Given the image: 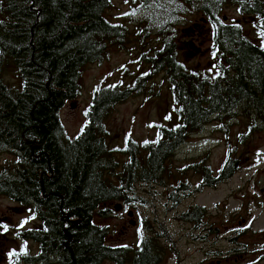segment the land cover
Instances as JSON below:
<instances>
[{"label":"trees","instance_id":"16d2710c","mask_svg":"<svg viewBox=\"0 0 264 264\" xmlns=\"http://www.w3.org/2000/svg\"><path fill=\"white\" fill-rule=\"evenodd\" d=\"M173 2L193 8L196 25L209 27L212 71L179 59L175 41L165 38L148 58L141 56L149 70L132 86L94 89L86 123L70 138L59 111L77 97L83 66L102 60L108 45L121 46L125 37L124 26L104 16L111 0H0V151L16 153L14 175L1 178L0 193L22 203L28 193L36 198L45 226L42 244L60 264H155L147 237L135 250L109 244L107 226L93 220L98 208L111 200L130 205L138 182L161 184L166 161L212 117L241 113L264 119V40L258 35L264 31V0ZM225 5L251 20L255 39L242 24L223 20ZM8 61L18 74L14 88L4 81ZM160 73L176 105L174 123L160 125L155 140L130 142L122 150L128 158L119 163L107 144L104 119ZM201 169L205 185H211L238 166L228 155L211 182L209 168ZM172 195L179 199L177 192Z\"/></svg>","mask_w":264,"mask_h":264},{"label":"rangeland","instance_id":"374dc122","mask_svg":"<svg viewBox=\"0 0 264 264\" xmlns=\"http://www.w3.org/2000/svg\"><path fill=\"white\" fill-rule=\"evenodd\" d=\"M104 16L109 22L124 26L125 37L121 46L108 45L102 60L83 66L77 97L66 101L59 111L70 138L77 136L86 123L94 89L132 86L139 75L149 70L141 56L148 58L165 38H173L179 59L188 65L209 72L214 67L209 27L196 25L191 7L182 9L173 0H111ZM220 16L226 22L242 24L247 35L256 38L251 20L233 5H225ZM17 75L14 65L6 62L5 83L17 87ZM145 83L143 90L113 106L104 119L107 144L119 163L128 158L122 150L130 142L143 145L155 140L160 125L174 123L176 105L162 73L149 77ZM228 155L238 169L227 179L205 185L201 167L209 168L211 182L218 177ZM12 158L5 154L1 161ZM165 167L161 184L136 183L135 199L130 205L111 200L98 208L93 220L107 226L109 244L135 250L147 237L152 249L159 252V264H264V119L241 113L212 117L201 129L190 133ZM173 192L179 194L175 202L168 200ZM117 204L120 207L115 209ZM8 206L13 204L0 198V208ZM195 206L204 208L202 222L216 230V234L208 232L206 243L199 238L194 241L196 225L180 217ZM10 212L14 223L28 215L13 209ZM201 232L204 231L197 234ZM214 243L218 254L211 255L207 252L213 251ZM204 246L207 248L202 249Z\"/></svg>","mask_w":264,"mask_h":264},{"label":"flooded vegetation","instance_id":"af4514ba","mask_svg":"<svg viewBox=\"0 0 264 264\" xmlns=\"http://www.w3.org/2000/svg\"><path fill=\"white\" fill-rule=\"evenodd\" d=\"M5 154H10L13 156V158L1 161L2 156ZM14 158H16V153L13 151V149H5L0 151V185H3L4 183H2L1 178H11L14 175ZM30 164L31 166L34 165L32 162ZM0 198H5L13 204V206H8L4 209L0 208V224L7 225V230L0 228V264H60L58 256L56 254H47L45 246L42 244V241L46 236L45 226L44 222L42 221V214L40 213L36 203V198L31 195V193H28V196H26V199L23 201V203L12 199L10 196L4 193H0ZM168 200L175 202L173 197L168 198ZM12 209L21 214L27 212L28 215L21 216L18 222L14 223V216L10 212ZM191 209L193 210L186 211V219L182 217L183 213L180 214V217L186 221L194 222V226L196 225L197 231L193 233V235L195 234L192 236L193 240L197 241V238H199L203 243H206L205 238L209 236L208 232L216 234V230H212L202 222L206 215L203 210L204 208L202 209L198 206H195ZM21 220H28V225L21 226ZM206 227L209 229L206 230ZM198 231L204 232L197 234ZM208 244L209 243L205 245ZM22 245H24L23 251L21 250ZM215 245L216 244L214 243L211 247L213 251L207 253H210L211 255L218 254V251L215 250ZM137 247H139V244ZM205 248H207V246H204L202 249ZM12 250H15L16 254L9 256L8 253ZM151 251L156 256L155 264H159V252L156 249H151ZM126 263L131 264L129 261H126Z\"/></svg>","mask_w":264,"mask_h":264},{"label":"snow or ice","instance_id":"6c2138e0","mask_svg":"<svg viewBox=\"0 0 264 264\" xmlns=\"http://www.w3.org/2000/svg\"><path fill=\"white\" fill-rule=\"evenodd\" d=\"M126 2H127V0H126ZM126 14H127V13H126ZM133 14H134V13H133ZM213 27H214V25H213ZM236 27H239V25H236ZM258 35L261 37L262 40H264V31L258 33ZM262 46H264V45H262ZM167 118H168V117H165V119H167ZM145 143H147V142H145ZM24 223H26V221H25V220H21V226H22ZM0 228H3L4 230H7V225L0 224ZM138 231H139V229H138ZM23 249H24V245L21 246V250H22V251H23ZM15 254H16V253H15V250H12V251H10V252L8 253L9 256H13V255H15Z\"/></svg>","mask_w":264,"mask_h":264},{"label":"water","instance_id":"95a60500","mask_svg":"<svg viewBox=\"0 0 264 264\" xmlns=\"http://www.w3.org/2000/svg\"><path fill=\"white\" fill-rule=\"evenodd\" d=\"M119 207H120L119 204H117V205L114 206L115 209H118Z\"/></svg>","mask_w":264,"mask_h":264}]
</instances>
